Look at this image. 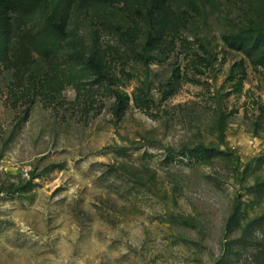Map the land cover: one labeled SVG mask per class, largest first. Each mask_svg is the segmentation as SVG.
<instances>
[{"label":"rangeland","instance_id":"1","mask_svg":"<svg viewBox=\"0 0 264 264\" xmlns=\"http://www.w3.org/2000/svg\"><path fill=\"white\" fill-rule=\"evenodd\" d=\"M0 264H264V0H0Z\"/></svg>","mask_w":264,"mask_h":264},{"label":"trees","instance_id":"2","mask_svg":"<svg viewBox=\"0 0 264 264\" xmlns=\"http://www.w3.org/2000/svg\"><path fill=\"white\" fill-rule=\"evenodd\" d=\"M9 1H11V2H18V0H9ZM17 4H19V3H17Z\"/></svg>","mask_w":264,"mask_h":264}]
</instances>
